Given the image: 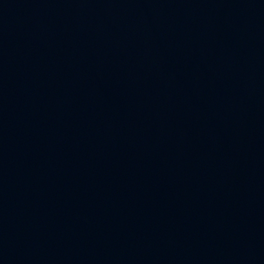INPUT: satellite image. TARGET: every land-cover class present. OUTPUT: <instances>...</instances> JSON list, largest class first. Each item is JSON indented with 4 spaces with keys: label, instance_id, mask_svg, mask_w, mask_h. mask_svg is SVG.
I'll use <instances>...</instances> for the list:
<instances>
[{
    "label": "water",
    "instance_id": "water-1",
    "mask_svg": "<svg viewBox=\"0 0 264 264\" xmlns=\"http://www.w3.org/2000/svg\"><path fill=\"white\" fill-rule=\"evenodd\" d=\"M0 264H264V0H0Z\"/></svg>",
    "mask_w": 264,
    "mask_h": 264
}]
</instances>
